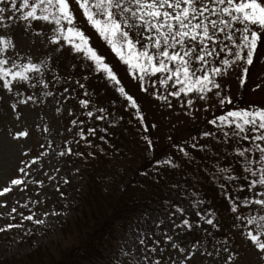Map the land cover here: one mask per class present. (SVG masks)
<instances>
[{
    "label": "snow or ice",
    "instance_id": "6c2138e0",
    "mask_svg": "<svg viewBox=\"0 0 264 264\" xmlns=\"http://www.w3.org/2000/svg\"><path fill=\"white\" fill-rule=\"evenodd\" d=\"M76 11L82 13L87 24L127 67L131 78L139 82L141 91H150L151 96L160 101L161 107L171 108V98H176L188 115L195 110L197 100L205 102L204 107L207 108L210 94L219 106L231 104L228 86L223 83L224 77L239 68V83L243 86L249 67L256 59L258 45L264 39V0H0V27H10V23L6 24L5 21L14 20L23 22L25 32L31 29L33 22L50 26L51 44L57 50L70 46V50L85 62L83 67L101 75L122 94L128 102L127 106L135 111V118L139 120L144 133L148 125L144 123V115L137 101L122 86L117 72L105 56L90 44L89 35L77 22L74 14ZM15 48L11 36L0 34V88L12 100L10 112L19 118L21 113L18 106L38 99L33 95L23 97V93L18 90L19 86L24 84L35 88L40 85L48 89L49 82L45 74L49 70L50 57L37 62L30 56L26 60L19 56L11 59L7 53ZM52 78L57 79L55 75ZM76 83L84 88L79 81ZM254 87L260 88L261 83ZM67 91L64 89L65 93ZM42 94L53 96L51 91ZM79 103L88 106L90 101L81 99ZM98 111L100 114L95 118L105 119V109L100 108ZM69 112L71 114V110ZM87 115L92 117L93 112L88 111ZM71 123L76 125L78 121L74 119ZM112 123L115 125L114 120ZM208 123L213 126V131H202L198 137H191L189 141L174 147L182 158L191 161L192 156L186 150V144L192 149L205 152L209 146L199 144L200 138L233 143L231 151L240 164L241 173L235 174L230 164L222 165L213 169L211 179L223 181L218 188L227 200L231 213H237L238 208L249 211L248 215H235L231 227L238 230L243 227L240 233L243 243L255 253L256 264H264V106L229 108ZM79 124L82 125L83 121H79ZM152 127L156 125L152 124ZM44 130L47 131V128ZM104 131L107 132V129ZM87 133L95 135L96 129L89 128ZM9 135L16 140L29 133L27 130H17L14 133L10 131ZM78 135L91 146L82 128ZM100 139L104 140L105 137L101 136ZM142 139L146 151L151 152L152 139L148 135ZM9 147L8 143L0 142V148ZM71 152L69 147L61 155ZM36 159L39 157L29 163ZM20 163L25 165L18 169L23 176L12 178L10 185L26 187L23 177L28 175V164L25 161ZM154 164L157 166L156 182L163 178L159 171L163 166L169 170L182 167L171 155L156 160ZM241 176L246 184L237 183ZM230 185L233 190L231 195ZM245 189L247 192L242 197L236 194L237 190L243 193ZM10 190L8 186L0 188V196ZM205 203V198L193 200L194 206ZM5 204L6 201H0V207ZM254 206H259V210L253 213ZM172 207L175 211L160 220L156 230L136 232L127 240V249L117 246L118 255L114 253L112 260H120L121 264H252L242 247L235 245L234 241L230 242L228 235L223 240L217 239L215 233L220 232L221 225L216 219L217 213L211 207L197 210L196 221L190 222L185 216L180 218L179 223L176 222V214H183L185 209L178 205ZM10 212L16 213L17 208L12 206ZM19 215L22 220L36 225L46 223L44 219L35 218L31 209L29 215L25 216L22 212ZM43 215L47 217L49 213L44 212ZM9 219L14 217L10 215ZM201 221L215 232L202 227ZM160 225L164 226L163 229H160ZM20 227L22 224L7 223L0 227V232ZM199 233H203V236H198Z\"/></svg>",
    "mask_w": 264,
    "mask_h": 264
},
{
    "label": "rangeland",
    "instance_id": "374dc122",
    "mask_svg": "<svg viewBox=\"0 0 264 264\" xmlns=\"http://www.w3.org/2000/svg\"><path fill=\"white\" fill-rule=\"evenodd\" d=\"M74 14L77 16V22L85 33L89 35L90 44L95 47L99 53L105 56L106 61L109 62L114 69L117 67L118 70H121L127 76V88L143 102V107L147 110V117L153 118H150V120L155 122L156 127L153 128V131L156 136L164 133L166 129H182L195 126L200 120V118H196L194 115L198 108L204 110L208 107H220L215 102L214 97L207 101V108L204 107L205 102L197 100L195 101V110L191 115H188L186 114V109L173 97L171 98L172 107L163 112H159L158 110L163 109L159 103L160 101L154 99L150 91L144 92L140 90L139 82L131 78L128 74L127 67L118 60L115 54L111 52L108 45L87 24L82 13L76 11ZM5 23H10L11 26L7 28L0 27V34L11 36L16 44V48L10 50L7 55L11 57V59H17L19 56L24 60L30 56L34 62L44 59L45 57H50L48 61L49 70L45 74V79H50V84L48 89H44L43 86L40 85L35 88H29L24 84L19 86L18 90L23 93V97L33 95L38 98L35 102L29 101L26 105L18 106V111L21 113L19 118L10 112L9 105L12 103V100L9 99V95L6 94V91L0 88V97H2V99H0V142L10 145L7 149L0 148V188L8 186L11 189L9 193L0 196V201H6V204L0 207V213L3 214L0 216V227H3V225L7 223L22 224L20 228L0 232V264H7V262L12 261V259H20L21 257L27 261V258L24 257L26 254L37 246H44L51 241V238L48 236L50 233L49 229L58 228L59 224L66 220L67 216L69 217V214L72 213L70 208L66 205L65 200H67V196H61L62 191L60 187L66 184L69 193H78L81 191L83 186L81 179L82 173L80 172L81 164L73 159L72 152L71 154L66 153L64 155H61V153L65 152L69 147L73 150V148L78 145L80 138L78 132L81 126L79 124L80 117H77L75 109L73 108V100L67 95H64L67 92L65 93L63 88L67 89L65 88L66 86H73L74 84L68 83L70 81H76L77 78L84 81L83 73L85 72L90 80L88 84L96 83V78L99 76V74L92 73L88 68L82 66L85 62L70 50V46H65L57 50L56 46L51 44L49 39L51 36L49 30L50 26L42 24L41 22H33L31 29L25 32L23 22L14 20L11 22L5 21ZM259 51L264 52V39H262V42L258 45L256 53ZM72 64H74V67ZM7 66L10 67V65ZM81 66L82 68H79ZM251 68L252 71L247 75V83L245 81V85L246 87L248 86V88L252 87L257 90V94L260 98L255 101V104L264 106V60L250 67L249 70ZM53 75H55L57 79L54 80L52 78ZM67 75L71 77L68 78ZM239 76L240 69L235 68L223 79V83L228 86L227 92L232 100L238 97L240 91L244 87V85L242 86L239 83ZM257 83H261L260 88L254 87ZM97 86L100 87L98 84ZM53 89L57 90V92L52 91ZM44 91L53 92V96H44L42 94ZM109 91V94L108 89H103L101 91L105 97L103 100L114 101V97L117 98L118 96L113 94L110 89ZM65 96L68 98L65 99ZM113 106L115 107L113 108L114 111H112L113 109L110 110L108 119L111 117L115 119L117 116H129V110L127 109L123 97H118ZM57 108L60 109L59 112L56 111ZM85 108H87V106H83V109ZM69 110H71V114ZM115 113L116 115H114ZM74 119L78 121L76 125L71 123ZM45 128H47V131L44 130ZM138 128L139 127H133V131L141 132L142 130ZM17 130H27L29 135L13 140L9 132L11 131L14 133ZM126 132L132 133V130L129 132V130L126 129ZM126 132L124 130L125 136ZM130 140L125 143H129L131 146ZM66 141L68 142L67 144L65 143ZM125 143L124 141L121 142L122 145ZM129 145L127 146L128 149H130ZM141 145H144V143ZM136 150L140 153V149L136 148ZM25 151H27L26 155L24 154ZM42 153L43 155H41ZM146 156L147 154L139 156V158H141L140 160L137 159L139 162L136 161L132 163V161L130 162L132 163L131 166H126L125 163L120 162L121 167L123 166L128 169L126 170L128 174H126L127 177L125 178V182L130 180L131 174L133 171H136V167L134 166L141 163ZM36 157H39V159L29 163V161H32L33 158ZM21 161H25V163L28 164V168L26 169L28 175L23 177L24 183L27 186H12L10 185V180L12 178L23 176V174L18 172L20 167L25 166L20 163ZM65 180L67 181L66 183L64 182ZM35 181H41L42 183H35ZM171 199L170 206L167 208L152 205L148 208H140L139 211L136 212L135 217L128 221L119 235V242L124 249H127V240L136 232L146 231L148 229L156 230V225L159 221L163 220L170 212L175 211L172 205H178L185 209L183 214H176L177 223H179L180 218L185 216L190 222H194L198 219L192 211L189 198L173 196ZM32 201H37V203H32ZM12 206L17 208L16 213L10 212ZM29 209L35 213V218L44 219L46 223L43 225H36L30 221L22 220L19 213L22 212L27 216L29 215ZM258 210L259 206H254L252 208L253 213ZM44 212H48L49 215L45 217L43 215ZM53 212L57 214L52 215ZM228 213L229 214L222 215V217L224 218L223 222H228V226L231 228V233L228 235L230 242L234 241L235 245H240L252 264H256L257 257L255 253L252 252L247 244L243 243V237L240 234L243 228L241 227L238 230L231 227L234 222V216L237 215V213H231L230 210H228ZM238 214H241V212H238ZM10 215L13 216L14 219H9ZM201 225L215 232V230H212L210 226L206 225L203 221H201ZM163 227V225H160V229H163ZM169 234H171V229H169ZM217 234L220 233H215L217 239H224V233L220 234L222 237H220V235L217 236ZM197 235L202 237L203 233ZM51 237L54 239L53 241L55 243L57 238L55 236ZM193 242H195V237H193ZM63 245H65V243H63ZM165 255H167V251Z\"/></svg>",
    "mask_w": 264,
    "mask_h": 264
},
{
    "label": "trees",
    "instance_id": "16d2710c",
    "mask_svg": "<svg viewBox=\"0 0 264 264\" xmlns=\"http://www.w3.org/2000/svg\"><path fill=\"white\" fill-rule=\"evenodd\" d=\"M262 60H264V52L259 51L250 67L257 65ZM72 66L74 67V64ZM115 68L122 86L137 101L144 115V123L148 125L147 132L133 131V127H139L138 129L141 130V124L135 118V111L131 107L127 106L129 116H117L115 119L113 117L108 119L110 110L115 108L113 104L116 103V99L123 96L101 75L96 78V83L88 84L90 80L86 72L83 73L84 81L78 78L76 81L83 84L84 88H80L76 81H70L68 84L74 85L66 86L68 91L64 95L73 100L75 113L77 117H80V121H83V124H80V129L84 130L86 139L91 141V146H89L79 138L78 145L72 150L73 159L81 164L82 189L78 193H69L66 184H63L60 189L67 196L65 201L72 212L69 214L70 216H67L58 228L49 229L48 236L51 241L44 246H37L26 254L24 257L27 258V261L21 257L20 259H12L7 264H120V260H112V257L114 253L118 255L116 253L117 246H122L119 242V235L128 221L135 217L140 208H148L152 205L161 208L169 207L173 196L189 198L194 214L197 210H206L211 207L217 213L216 219L220 221L219 233H224V236L231 233L228 222L224 223L222 217V215L229 214V204L218 188L219 183L223 181H214L211 177L213 169L229 164L235 174L241 173L240 164L237 163L234 153L231 151L233 143H222L213 138H200L198 139L199 144L209 146L205 152L192 149L186 144V150L192 156L191 161L182 158L174 146L189 141L191 137H198L202 131H213V126L208 121L229 108L257 105L255 101L260 98L257 90L246 87V81L238 97L232 100L231 104L215 108L208 107L204 110L198 108L194 115L200 120L195 126L166 129L164 133L156 136L152 127L155 122L150 120L153 118L147 117V110L143 107V102L127 88V76L117 67ZM251 71L252 68L248 74ZM67 77L70 78L71 76L67 75ZM85 77L87 78L85 79ZM47 81L49 82L50 79ZM103 89H108V94L110 89L118 97H114V101L103 100L105 98L101 92ZM52 91L57 92L55 89ZM81 99L90 101L87 108L83 109V106L80 105ZM210 99H212L211 94ZM124 100L127 105V100L125 98ZM100 108L105 109V119L103 120L95 118L100 114L98 111ZM162 108L158 111L163 112L168 109L166 106ZM88 111L93 112L92 117H88ZM113 120L115 125L112 123ZM89 128L96 129L95 135L87 133ZM104 129H107V132ZM126 129L129 132L132 130V133H127ZM144 135H148L153 141L151 152L146 151V145L142 139ZM101 136H104L105 139L101 140ZM128 140H130L131 146L129 143H125ZM122 141H124V145L121 144ZM143 143L144 145H141ZM128 145L130 149L127 148ZM136 148L140 149V153ZM77 153H83V155H77ZM145 154L147 156L144 160L134 166L136 171H133L130 180L125 182L126 174H128L126 170L128 169L123 166L122 168L120 162L125 163L126 166H131L132 163L138 161L137 159H141L139 156ZM168 155H171L182 167L178 170H169L167 166H163L159 169L163 178L156 182L157 166L154 162ZM237 183L246 184V180L241 176ZM246 192L247 189L243 193L237 190L236 194L242 197ZM229 194H233L231 185L229 186ZM197 198H205L206 203L194 206L193 200ZM238 212L243 215L249 214V211L243 208H238ZM51 236L57 238L55 243Z\"/></svg>",
    "mask_w": 264,
    "mask_h": 264
}]
</instances>
